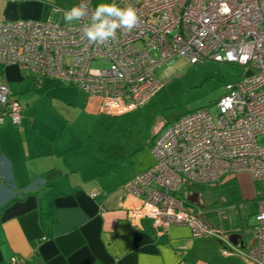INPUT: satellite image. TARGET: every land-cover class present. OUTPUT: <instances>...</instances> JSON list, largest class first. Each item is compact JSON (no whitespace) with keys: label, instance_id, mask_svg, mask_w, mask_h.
Returning <instances> with one entry per match:
<instances>
[{"label":"built area","instance_id":"built-area-1","mask_svg":"<svg viewBox=\"0 0 264 264\" xmlns=\"http://www.w3.org/2000/svg\"><path fill=\"white\" fill-rule=\"evenodd\" d=\"M113 2L133 7L139 23L130 32L117 29L104 44L84 36L90 17L66 22L69 9L56 4L49 5L54 18L0 22V73L17 66L38 81L72 84L101 97L102 112L116 117L139 110L160 92L164 83L154 71L173 58H186L191 65L215 61L244 67V76L226 86L217 104L218 122L208 109L192 111L157 138L155 164L126 185L127 211L132 222L151 219L156 232L186 225L194 238L213 235L227 242L224 254L237 252L264 264V198L255 243L243 252L177 195L189 185H213L240 172L264 183V145L258 141L264 136V0H77L75 6L85 3L91 13L98 4ZM97 63L102 66L94 68ZM7 120L21 125L23 106L1 74L0 125ZM25 262L14 257L9 264Z\"/></svg>","mask_w":264,"mask_h":264},{"label":"crops","instance_id":"crops-1","mask_svg":"<svg viewBox=\"0 0 264 264\" xmlns=\"http://www.w3.org/2000/svg\"><path fill=\"white\" fill-rule=\"evenodd\" d=\"M53 2L67 6L65 0H0V22L54 18L48 6ZM2 77L23 106V120L19 126L9 120L0 125V264L14 257L25 264H253L237 252L224 254L229 245L213 235L194 238L189 226L156 232L151 219L132 222L126 185L155 164L153 154L148 161L123 166L117 165L115 151L86 154L60 112L22 103L21 83L47 89L58 80L38 81L17 66L3 68ZM80 91L86 98L79 102L89 113L104 114L101 97ZM52 171L58 175L50 179ZM235 179L228 174L219 184ZM93 192L98 196L92 198ZM188 196L191 210L218 233L220 224L196 210L199 195ZM262 196L252 209L255 216ZM235 233L244 236L246 248L232 244L247 252L256 232L236 228Z\"/></svg>","mask_w":264,"mask_h":264},{"label":"rangeland","instance_id":"rangeland-1","mask_svg":"<svg viewBox=\"0 0 264 264\" xmlns=\"http://www.w3.org/2000/svg\"><path fill=\"white\" fill-rule=\"evenodd\" d=\"M75 1L65 0L66 8L61 7L71 9ZM50 4L58 5L53 2L48 6ZM153 55L157 58V51L154 50ZM99 66L102 64L93 67ZM244 73L245 68L238 64L206 61L191 65L186 58H173L154 71L156 78L164 83L160 92L139 110L118 117L89 113L83 102H79L86 95L76 86L60 81L47 89L21 83L20 96L28 107L60 112L67 120L70 136H78L86 154L93 149L102 153L115 151L113 157L120 163L117 165L123 166L153 157L152 148L157 138L189 112L208 109L218 122L217 104L227 94L226 86L238 82ZM258 141L264 145V136ZM235 176L234 181L222 184L189 185L177 195L188 200L186 195L198 194L196 210L220 224L218 233L230 237L238 228L254 235L258 224L252 209L264 192V183H255L246 172Z\"/></svg>","mask_w":264,"mask_h":264},{"label":"clouds","instance_id":"clouds-1","mask_svg":"<svg viewBox=\"0 0 264 264\" xmlns=\"http://www.w3.org/2000/svg\"><path fill=\"white\" fill-rule=\"evenodd\" d=\"M90 17V23L83 26V34L88 41L104 44L114 39L117 29L130 32L139 23L137 11L131 7L121 8L113 3L98 4L91 13L85 3L73 6L64 13L66 22Z\"/></svg>","mask_w":264,"mask_h":264},{"label":"water","instance_id":"water-1","mask_svg":"<svg viewBox=\"0 0 264 264\" xmlns=\"http://www.w3.org/2000/svg\"><path fill=\"white\" fill-rule=\"evenodd\" d=\"M251 73L249 72L248 75H250ZM189 200L194 203L196 202L195 198L194 197H190ZM244 236L242 234H239V233H235V234H232L230 236V240L235 244V245H239L241 244L242 246H244V240H243Z\"/></svg>","mask_w":264,"mask_h":264},{"label":"trees","instance_id":"trees-1","mask_svg":"<svg viewBox=\"0 0 264 264\" xmlns=\"http://www.w3.org/2000/svg\"><path fill=\"white\" fill-rule=\"evenodd\" d=\"M1 74H2V71H1ZM116 117H118V116H116ZM57 175H58V173L56 171H52L50 173V179L57 177ZM262 194H263L262 198H264V193H262Z\"/></svg>","mask_w":264,"mask_h":264},{"label":"bare ground","instance_id":"bare-ground-1","mask_svg":"<svg viewBox=\"0 0 264 264\" xmlns=\"http://www.w3.org/2000/svg\"><path fill=\"white\" fill-rule=\"evenodd\" d=\"M0 76H1V73H0Z\"/></svg>","mask_w":264,"mask_h":264}]
</instances>
